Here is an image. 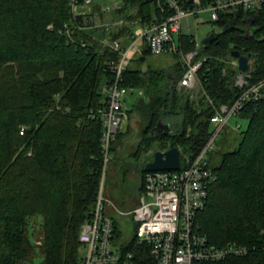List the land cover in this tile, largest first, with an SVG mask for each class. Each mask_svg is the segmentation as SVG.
<instances>
[{"label": "trees", "instance_id": "1", "mask_svg": "<svg viewBox=\"0 0 264 264\" xmlns=\"http://www.w3.org/2000/svg\"><path fill=\"white\" fill-rule=\"evenodd\" d=\"M70 2L0 0V264H32L36 250L40 264L81 263L78 234L91 216L103 168L102 119L95 114L106 98L101 83L108 87L113 81L109 63L117 59L90 30L101 32L106 42L123 41L132 33L128 26L159 23L172 13L164 0H122L134 12L125 18L127 25L106 35L109 27L94 28L92 15L74 14ZM212 24L220 32L209 43L197 46L188 34L177 42L181 52L197 51L195 60L204 59L197 99L178 89L185 68L177 53L167 67L148 63L142 70L152 56L143 45L122 75V87L142 93L129 112L140 124L130 156L141 180L139 193L143 168L155 151L173 145L194 159L210 136L214 108L231 105L241 94L230 52L251 54L249 85L264 79V7L223 13ZM236 117L247 120V127L238 145L211 168L216 180L195 227L217 247H246L243 263L261 264L264 98L245 103ZM158 121L168 125V135L151 134ZM129 129L117 132L111 154L117 156ZM126 171L120 160L117 176Z\"/></svg>", "mask_w": 264, "mask_h": 264}, {"label": "built area", "instance_id": "2", "mask_svg": "<svg viewBox=\"0 0 264 264\" xmlns=\"http://www.w3.org/2000/svg\"><path fill=\"white\" fill-rule=\"evenodd\" d=\"M164 1L172 13L159 23L141 26L133 22L140 31L124 37L129 40L127 45H121L117 40L102 42L105 47L116 52L117 59L109 63L114 79L108 87H104L105 102L95 114L102 119L100 143L103 168L91 216L82 224L78 234L82 247L80 264H247L241 261L249 255L246 247L236 243L219 247L210 244L195 227V218L205 206L210 184L216 180L207 156L215 148L220 131L231 118L237 116L242 106L264 98V79L249 85V73L239 72L235 77V85L241 89V94L231 105L222 104L214 108L210 118V136L198 155L194 159L181 155L180 168L176 171L145 173L136 206L126 212L119 211L116 204L104 196L110 146L122 123L121 103L128 91L121 86L122 75L131 56L138 53L143 45L151 55L177 53L185 68L177 84L178 89L190 92V97L195 99L194 96L201 90L200 86L196 89L199 84L197 71L204 59L195 60L197 51L183 53L176 47L173 37L182 34V20L208 12L211 21L216 22L223 13L236 9L253 11L264 7V0H214L209 4L193 0L189 5L177 0ZM89 2L71 0L72 12L75 14L77 6ZM125 23L121 21L115 27L119 30ZM186 28L189 30L190 26ZM230 65L238 68L235 59L231 58ZM234 128L238 130L240 126L236 124ZM22 133L23 128L20 129ZM108 206L112 207V212H108ZM115 213L124 219L125 228L120 225ZM130 227H133V234L128 238L126 233ZM138 249H141V254L136 256Z\"/></svg>", "mask_w": 264, "mask_h": 264}, {"label": "rangeland", "instance_id": "3", "mask_svg": "<svg viewBox=\"0 0 264 264\" xmlns=\"http://www.w3.org/2000/svg\"><path fill=\"white\" fill-rule=\"evenodd\" d=\"M90 2L87 5H79L76 7V13L78 15L88 14L92 15L94 26H102V29L109 27V33H116L117 28L115 25L121 21H125V18L130 16L134 10H131L128 6L125 7L122 4V0H89ZM127 25V22L126 24ZM190 26L188 30L186 27ZM138 25L128 26L133 34L138 33ZM182 34L192 35L196 42L197 46L201 45V42L210 36L211 34H217L220 32V29L212 24L210 19V14L208 12L201 13L197 17H190L189 19L182 20ZM95 39L104 42L105 39L102 36L101 32H97L95 29L90 30ZM174 42L176 47H178V35H174ZM129 40H120L121 45H127ZM173 61V53L164 52L160 55H152L149 57V60L141 67L142 70H145L148 63L152 64L154 67H167ZM252 63V62H250ZM105 81L101 83V89L103 90L106 84ZM199 84L197 88L199 89ZM201 87V86H200ZM141 90L133 89L128 90L126 95L122 99V123L119 127L120 132H125L126 128L129 127V134L124 137L123 145L121 146L119 153L116 155L110 154V160L106 168V176L104 180V196L108 197L110 202L116 204L119 211H129L131 208L136 206L137 200L139 198V192L137 190L141 180L133 168L135 160L133 157H130L134 151L136 144L139 140L138 133L140 130V124L138 123L137 118L133 115L129 117V112L133 108L134 104L141 97ZM197 95V94H196ZM194 96L195 99L198 96ZM130 118V119H129ZM238 124L240 129L236 130L234 127ZM247 127V120L239 119L233 117L229 120L227 126L222 129L216 140L215 148L207 156L209 167L213 168L220 163L222 154L233 150L240 141V133L244 131ZM150 155V154H148ZM141 159V158H140ZM120 160L124 163V168L127 169L125 176L120 173L117 176V169L120 164ZM113 209L111 206H108V212H112ZM120 225L125 228L126 223L124 219L115 213ZM127 237L130 238L133 234V227H130L127 231ZM41 255L38 250L32 264L41 263Z\"/></svg>", "mask_w": 264, "mask_h": 264}, {"label": "water", "instance_id": "4", "mask_svg": "<svg viewBox=\"0 0 264 264\" xmlns=\"http://www.w3.org/2000/svg\"><path fill=\"white\" fill-rule=\"evenodd\" d=\"M213 34L205 38L201 45H205L212 41ZM230 58L235 59L238 64V71L241 73H249L251 71V54L242 55L238 51L230 52ZM170 133L168 125L162 123L161 121L157 122V125L151 130V134L155 137L165 136ZM181 162V152L177 147L170 145L168 149L163 151H155L152 155V159L148 161L143 171L156 172V171H176L180 168Z\"/></svg>", "mask_w": 264, "mask_h": 264}]
</instances>
